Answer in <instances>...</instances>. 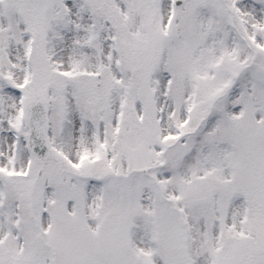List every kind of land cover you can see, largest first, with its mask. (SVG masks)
Wrapping results in <instances>:
<instances>
[{
    "label": "snow or ice",
    "instance_id": "snow-or-ice-1",
    "mask_svg": "<svg viewBox=\"0 0 264 264\" xmlns=\"http://www.w3.org/2000/svg\"><path fill=\"white\" fill-rule=\"evenodd\" d=\"M0 264H264V0H0Z\"/></svg>",
    "mask_w": 264,
    "mask_h": 264
}]
</instances>
